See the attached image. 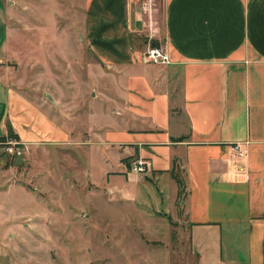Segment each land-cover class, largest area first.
<instances>
[{"label":"crops","instance_id":"0c3cea01","mask_svg":"<svg viewBox=\"0 0 264 264\" xmlns=\"http://www.w3.org/2000/svg\"><path fill=\"white\" fill-rule=\"evenodd\" d=\"M60 1L0 0V137L46 153L42 189L8 187L26 190L42 210L10 215L33 229L53 216L36 195L54 193L43 186L52 175L68 182L60 194L82 196L68 216L92 225L94 239L109 248L121 234L161 239L159 226L172 212L190 264H264V0H73L76 74L71 80L44 67L30 81L83 82L75 90L80 96L90 88L84 108H72L58 86L37 94L12 83L22 33L29 48L60 47ZM148 46L162 47L168 63L143 61ZM66 146L88 149L89 162L81 166ZM54 151L71 162V180L67 168L51 171ZM136 158L146 162L145 173H127ZM118 223L124 231H114ZM109 258L103 264H113Z\"/></svg>","mask_w":264,"mask_h":264},{"label":"rangeland","instance_id":"374dc122","mask_svg":"<svg viewBox=\"0 0 264 264\" xmlns=\"http://www.w3.org/2000/svg\"><path fill=\"white\" fill-rule=\"evenodd\" d=\"M60 3L62 13L58 15L55 23L59 30H66V34H64L65 30L58 34V44L60 47H48L51 44L49 42V44L45 43L42 47L38 46L35 48L33 45L29 48L21 41V39L26 40L24 37L26 34L22 33L21 38L18 37L16 41L14 40L17 47L15 52L18 63L14 66L17 80L16 82L12 81V83L14 86H20V89L23 90L27 87L26 90H32V92H37V94H41L44 87L53 89L58 86L60 90L66 91L64 95L66 97L61 98L70 104L74 103L72 108L81 107V105L84 108L88 102L90 88L87 86L83 94L78 96L79 94L76 92L78 90L77 87H82L81 84L83 82L71 81V77L77 69L75 60L78 58V48H74L71 42L79 41L78 35L80 32L78 33L77 28L74 27L77 22L75 19L78 18V15L76 17L73 15H76L78 11L73 6V0H62ZM75 6L78 5L76 4ZM50 39H52L51 35ZM81 58L79 57V59ZM29 60H34L36 64L30 67L27 64ZM40 61L42 62L40 63ZM44 67L46 70L44 74L58 72L59 76H70L71 80L65 81L63 80L65 79L64 77H60L61 79H58V81L47 80L48 78L46 77L44 80H33L34 83L32 84L30 81L31 75L34 76V72L36 71H43ZM84 72L86 75L88 71L85 69ZM48 77L52 78L51 75H48ZM97 89L100 88L98 87ZM81 119L86 120L84 112L81 114ZM3 141L0 142V202L4 203L7 209L0 212V264H81V261L87 263L91 259L94 262L97 261L96 263L102 262L100 264H103L105 262L104 257L106 256H110L109 260L112 259L113 264L191 263V259L185 255V243L183 244L180 240V237L185 238L184 228L179 218H176L172 212H169L171 217H167L168 222L164 223L163 226H159L161 227L160 233L163 234L161 239L144 241L132 234L123 238L124 235L121 234L122 238L120 240L119 237L118 240L112 239V247L110 246V248L109 241L100 242L99 240H95L92 233V225L86 222V225L80 226L79 220L75 216L74 218L68 216L71 215L72 210H76L75 202L82 198V196L78 192L65 193V195L60 194L59 191L61 189L59 187H64V185L68 184L67 181L63 183L64 178L61 177L56 179L52 175L49 177L43 176V186L51 189L54 193H49L46 190V193L35 191L36 195L42 196L41 203L51 204L49 209L54 213L53 216L37 220L39 224L33 229V227H30V221L27 219L10 215L11 211L31 212L36 208L39 209L38 211L42 210L40 209L41 206L37 204L39 202L34 199V201H31L27 196L28 192L26 190L20 191L19 188L14 186L9 190L8 187L10 185H19L20 188L27 189L37 185L42 189L40 181L37 182V180H40L41 174L45 173L46 153H43L42 150H38L35 153L32 151L27 153L22 147L18 153L11 154L3 150V145L1 144ZM65 148H69L71 151H68V153L71 152L79 158L81 166H83L84 162H89L86 159L88 157V149L82 146H75V148L66 146ZM53 154L52 160L55 166L51 168V171L57 175L59 171L67 168L64 174L71 180V175H69V173L71 174L69 168L71 162L61 160L60 155H62V151H54ZM30 158L34 160V164L30 163ZM89 167L91 166L89 165ZM32 170L34 171L32 172ZM36 177L37 179L34 182ZM52 179L57 184H53ZM4 189H7V192ZM29 196L33 197L32 195ZM159 201L156 197V206H153L156 209L162 210L163 207L159 204ZM4 214L6 215L4 216ZM169 219L175 220L173 222L178 224L174 225ZM115 221H119V219ZM162 221L164 222V220ZM113 229L117 232H120L122 229L124 231V227H121L119 223L114 225ZM134 229L135 231L138 230L137 227H134Z\"/></svg>","mask_w":264,"mask_h":264},{"label":"built area","instance_id":"2783aa9c","mask_svg":"<svg viewBox=\"0 0 264 264\" xmlns=\"http://www.w3.org/2000/svg\"><path fill=\"white\" fill-rule=\"evenodd\" d=\"M141 59L145 62H153V63H159L164 64L168 63L169 58L166 51L160 47V46H148L142 53ZM3 150L5 152H9L11 154L18 153L19 150V143L14 138H6L3 143ZM234 149L238 150L239 147L237 144L234 145ZM147 170V164L144 160L141 158L134 159L128 167L127 173H133V174H141L145 173Z\"/></svg>","mask_w":264,"mask_h":264},{"label":"trees","instance_id":"16d2710c","mask_svg":"<svg viewBox=\"0 0 264 264\" xmlns=\"http://www.w3.org/2000/svg\"><path fill=\"white\" fill-rule=\"evenodd\" d=\"M8 127V126H7ZM7 131H8V136H11V137H15L12 135V133L10 132V129L9 127L7 128ZM4 140V138L0 137V142H2ZM176 179V178H175ZM176 182L178 183V180L176 179Z\"/></svg>","mask_w":264,"mask_h":264}]
</instances>
